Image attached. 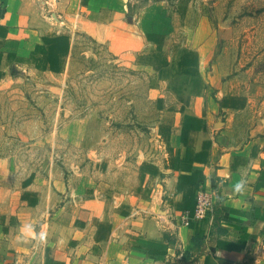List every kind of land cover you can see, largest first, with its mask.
Instances as JSON below:
<instances>
[{"label":"rangeland","instance_id":"1","mask_svg":"<svg viewBox=\"0 0 264 264\" xmlns=\"http://www.w3.org/2000/svg\"><path fill=\"white\" fill-rule=\"evenodd\" d=\"M1 4L0 264L173 245L193 147L264 133V0Z\"/></svg>","mask_w":264,"mask_h":264},{"label":"crops","instance_id":"2","mask_svg":"<svg viewBox=\"0 0 264 264\" xmlns=\"http://www.w3.org/2000/svg\"><path fill=\"white\" fill-rule=\"evenodd\" d=\"M16 1L0 0L5 16ZM198 145L193 151L202 153L204 160L189 169L193 186L175 189L170 215L178 221L184 210L193 208L198 191L213 190L222 198L215 224L205 219L172 228L175 221H169L166 234L174 240L173 245L161 252L145 248L147 257L136 264H165L169 260L180 264H264V133L229 152L219 153L207 139ZM240 182L243 191L237 192L235 185ZM136 229L149 237L142 227ZM188 253L192 257L185 261ZM81 264L107 263L88 258Z\"/></svg>","mask_w":264,"mask_h":264},{"label":"built area","instance_id":"3","mask_svg":"<svg viewBox=\"0 0 264 264\" xmlns=\"http://www.w3.org/2000/svg\"><path fill=\"white\" fill-rule=\"evenodd\" d=\"M222 198L213 190H200L197 193L192 209H186L179 215V220L171 224L172 228L187 226L196 220L208 219L215 224V219L220 211Z\"/></svg>","mask_w":264,"mask_h":264},{"label":"clouds","instance_id":"4","mask_svg":"<svg viewBox=\"0 0 264 264\" xmlns=\"http://www.w3.org/2000/svg\"><path fill=\"white\" fill-rule=\"evenodd\" d=\"M243 182H240V183H237L236 185H235V190L237 191V192H241V191H243Z\"/></svg>","mask_w":264,"mask_h":264}]
</instances>
